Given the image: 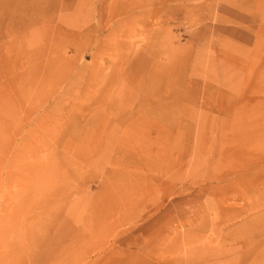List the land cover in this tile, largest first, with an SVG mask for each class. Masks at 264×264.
Instances as JSON below:
<instances>
[{"label":"rangeland","instance_id":"374dc122","mask_svg":"<svg viewBox=\"0 0 264 264\" xmlns=\"http://www.w3.org/2000/svg\"><path fill=\"white\" fill-rule=\"evenodd\" d=\"M146 1L0 0V264H264V0Z\"/></svg>","mask_w":264,"mask_h":264},{"label":"bare ground","instance_id":"6f19581e","mask_svg":"<svg viewBox=\"0 0 264 264\" xmlns=\"http://www.w3.org/2000/svg\"><path fill=\"white\" fill-rule=\"evenodd\" d=\"M107 0H104V4L103 6H101L100 8H98V12H96V7H93L92 11H91V15L90 17H95V16H98L99 17V20H100V23L101 25L102 24H108L110 23L111 21H113L114 19H116L117 17H124V19H129L131 17H134V11L139 8V7H142V6H147L148 3H150L151 1H146V0H109V2H106ZM161 1L163 0H156L155 2L156 3H161ZM187 1V4H191V2H194V0H186ZM202 1V0H201ZM65 2V1H64ZM197 2V1H196ZM200 2V1H199ZM155 3V4H156ZM199 4V3H198ZM151 5V4H150ZM106 6V7H105ZM97 29L93 28V29H87L88 33L87 35L85 36V39L86 38H90L91 36H93L94 32L96 31ZM125 33V32H124ZM125 37H128L130 36V31L128 33H125ZM72 34H70L71 36ZM120 35V34H119ZM72 37V36H71ZM79 38L78 34L75 35L73 34V37L72 38ZM121 37V35H120ZM120 37L118 39H120ZM120 41V40H119ZM116 43V41H115ZM69 45V43H67ZM117 46V45H115ZM114 48V47H113ZM112 49V48H111ZM50 50V49H49ZM107 51V50H106ZM109 51H114L113 50H108L107 52ZM116 52V51H115ZM56 62L53 63V65H56L57 64H60L58 60L55 59ZM58 61V63H57ZM61 62V61H60ZM63 65V63L61 64V66ZM63 67V66H62ZM54 77V74L52 75V78ZM51 78V77H50ZM131 224V223H130ZM129 224V225H130ZM122 236V235H121ZM119 236H117L118 238ZM116 238V240H117ZM120 241V240H119ZM118 241V242H119ZM118 245V244H117ZM123 245V244H122ZM120 246V245H119ZM122 249V248H121Z\"/></svg>","mask_w":264,"mask_h":264}]
</instances>
